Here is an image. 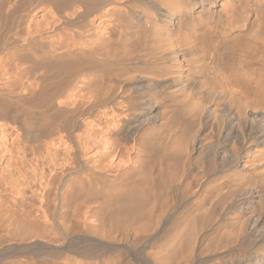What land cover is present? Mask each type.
I'll use <instances>...</instances> for the list:
<instances>
[{
    "label": "bare ground",
    "instance_id": "1",
    "mask_svg": "<svg viewBox=\"0 0 264 264\" xmlns=\"http://www.w3.org/2000/svg\"><path fill=\"white\" fill-rule=\"evenodd\" d=\"M110 1L104 20L125 13L124 2ZM138 1L132 35L151 54L143 50L139 72L120 73L110 88L97 148L108 185L76 224L51 216L61 237L34 242L53 249L43 264H264V0ZM106 24L121 36L124 28ZM125 39L121 51L134 45ZM55 118L35 121L52 127Z\"/></svg>",
    "mask_w": 264,
    "mask_h": 264
},
{
    "label": "rangeland",
    "instance_id": "2",
    "mask_svg": "<svg viewBox=\"0 0 264 264\" xmlns=\"http://www.w3.org/2000/svg\"><path fill=\"white\" fill-rule=\"evenodd\" d=\"M65 1L0 0V248L6 244L13 247L0 252V259L10 257V264H43L42 257L50 255L53 249L34 242L61 237L51 216L71 226L76 224L77 213L99 208L108 183L103 180L101 185L100 180L105 177L98 173L106 169L108 161H104L97 148L104 147L110 88L114 87V80L122 79L120 73L126 75L123 79L138 73L145 51L151 54L149 44L146 42L147 50L144 49V42L139 44L132 35L141 14L138 0H119V4L129 6L124 7V14L109 17L121 20L119 23L117 19L115 24L101 15L113 7L110 0ZM104 23L120 29L131 26L127 30L132 31L122 29V37H117L101 30ZM132 25L136 28L132 29ZM99 34L110 39L101 43L97 40ZM124 38L130 39L129 47V43L133 47L138 43L136 47L143 49L125 47L131 54L126 57L121 51ZM80 47L84 53L78 50ZM108 56L114 59L110 61ZM115 61L119 67L114 66ZM117 61H122L121 65ZM122 63L128 67L124 69ZM114 69L119 72H113ZM6 103L8 108L4 111ZM42 113L56 117L52 127L36 124ZM99 159H103L105 164L100 162L104 166L98 163ZM99 190L104 191L103 195ZM222 247L220 252L225 251Z\"/></svg>",
    "mask_w": 264,
    "mask_h": 264
}]
</instances>
